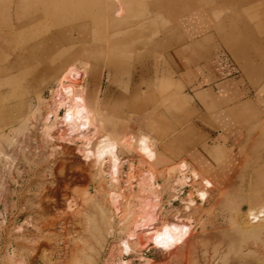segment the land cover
Segmentation results:
<instances>
[{
	"label": "rangeland",
	"instance_id": "rangeland-1",
	"mask_svg": "<svg viewBox=\"0 0 264 264\" xmlns=\"http://www.w3.org/2000/svg\"><path fill=\"white\" fill-rule=\"evenodd\" d=\"M12 1L0 0V264H264V232L238 227L251 199L264 206V122L243 123L239 163L214 171L189 163L186 150L214 143V130L167 61L176 19L192 10L210 17L219 40L228 30L264 38V0H84L56 12L47 0H23L11 12ZM33 8L50 11L37 20ZM72 17L77 28L62 27ZM71 67L69 78L97 99L99 116L69 135L59 122L48 135L54 92ZM106 132L121 138L117 189L108 164L84 155L87 140ZM217 171L226 174L221 186L211 177ZM114 189L118 203L108 198ZM152 199L156 212L146 214ZM179 218L190 236L170 249L144 234ZM134 232L126 253L121 241Z\"/></svg>",
	"mask_w": 264,
	"mask_h": 264
},
{
	"label": "crops",
	"instance_id": "crops-1",
	"mask_svg": "<svg viewBox=\"0 0 264 264\" xmlns=\"http://www.w3.org/2000/svg\"><path fill=\"white\" fill-rule=\"evenodd\" d=\"M176 20L177 40L167 61L193 94L189 96L210 115L214 130L209 140L214 143L201 141L189 147L183 158L191 164L195 158L212 163L213 171L231 160L237 164V149L247 140L243 123L264 122V38L249 33L240 37L228 30L229 33L218 34L223 37V41L219 40L210 17L193 10ZM230 143L234 146L232 151ZM225 175L217 171L211 177L221 186Z\"/></svg>",
	"mask_w": 264,
	"mask_h": 264
},
{
	"label": "bare ground",
	"instance_id": "bare-ground-1",
	"mask_svg": "<svg viewBox=\"0 0 264 264\" xmlns=\"http://www.w3.org/2000/svg\"><path fill=\"white\" fill-rule=\"evenodd\" d=\"M13 1L12 2L14 3V5L12 3H10L13 5V7H11V9H10L11 12L13 10L14 11L19 10L20 6L23 2V0H13ZM32 1L37 2L38 0H32ZM47 1H48L49 5H51L52 7L55 8L54 12H56L57 9H59L60 4L62 5L63 8L64 7H71V6H74L75 4H78L80 1H84V0H47ZM108 10L109 9H107V11ZM32 11H33V13H35L33 16L34 19L40 20L44 17L43 14H45V15L49 14L48 11H50V10H47V11L44 10L43 11L40 8H33ZM99 11H100V9H99ZM11 19H12V24H11L10 28L13 29V28H15L14 27L15 26V24H14L15 19H13V18H11ZM90 19H92V18H90ZM76 21H77V18L72 17V19L65 22L67 25H63L62 27L66 26L65 28H67V27L69 28V26H70V27H72V29L77 28L76 27V23H77ZM16 23H17L18 27L23 26V24H21V21L19 20L18 17H16ZM74 32H76V31H74ZM58 33H60V32H58V30H57L55 34L57 35ZM79 33H81V31ZM89 34H91V33H89ZM35 36L33 35V37H35ZM89 36H88V38H89ZM33 37H30V39H33ZM121 38H122V36H121ZM87 42H88V40H86V41L84 40V42L79 41V42L74 43V45L76 46L77 44H79L82 46L83 43H87ZM52 46L55 47V44L52 43ZM115 51H117V50H115ZM66 53L64 55H66ZM61 55H62V53H61ZM73 69L77 70L75 67H71L69 69L67 68L64 71L62 78H61V81H60L61 85L54 92V100H53L54 104H52L53 109H50L49 113L47 114L46 121H45L46 125L44 126L45 131L48 135H50L52 130L57 127V124L59 122L61 123V126L65 127L67 129L66 134L69 135L68 132L70 130L76 131L80 127H84L87 124H91V122L99 116L97 99H93L87 91H79L78 92L77 91L78 90V84L77 85L74 84L71 81L72 79L69 78V73ZM80 87H82V85ZM54 105H55V108H54ZM61 110L63 111L62 116H60V114H59V111H61ZM59 126H60V124H59ZM120 145H121V138L119 136L106 132V133L100 135V137L95 142H92L91 140H87L85 147H84V155H85L86 160L88 159V160L93 161L96 165L100 166L101 168L106 163L108 164L109 171L107 174L110 175L111 180L113 181V183H112L113 187H115V188L117 187V184L119 182V175H120V170H121V165H122V162H121L120 157L118 155V150L120 148ZM187 165L186 166L183 165L184 167H182V170L179 171L180 172V175L178 178L179 183H183V181L185 179V176H186L185 173L188 169ZM150 180H151L152 187L156 188L152 174H151ZM120 196L121 195H119L117 192H115V189L113 191L108 192V198H110L111 203H118ZM149 202L150 203L145 206L146 214H152L151 211H153V214H154L156 212L155 211L156 206H153V204H154L153 199L150 200ZM249 202L251 203V208L246 214H244V216H243L244 218L242 219L243 221L240 224L241 226H238V227L240 228V230L243 233H253V234L259 233V234H261L264 232V206L256 207L254 205L252 199ZM193 203H194V201H192V200L188 201L187 205L185 206L186 209H190V207L193 206ZM191 204H192V206H191ZM148 220L149 219H146V221H147L146 224L149 225L150 223ZM145 227H147V226H145ZM20 229H21V227H20ZM190 229L191 228L189 226H187L186 224H184L182 219L179 218L178 221H176V222H162L159 224L158 228L148 229V227H147V230L144 229L145 230L144 234L149 235L148 240L152 241L154 244H156V246H158L160 248H164V249H170L177 242L188 238L190 236V232H191ZM240 230H239V232H240ZM136 234L137 233L134 232V233L129 235L130 236L129 239L121 241L120 247H121L122 251H124L126 253H129L131 251L132 243H133L132 240H136V238H135ZM134 244H136V242ZM19 261H18V264H24V262L22 260L20 262ZM119 264H130V263L125 262V261H121Z\"/></svg>",
	"mask_w": 264,
	"mask_h": 264
},
{
	"label": "built area",
	"instance_id": "built-area-1",
	"mask_svg": "<svg viewBox=\"0 0 264 264\" xmlns=\"http://www.w3.org/2000/svg\"><path fill=\"white\" fill-rule=\"evenodd\" d=\"M58 259H59L60 262H62L64 258L62 256H59Z\"/></svg>",
	"mask_w": 264,
	"mask_h": 264
}]
</instances>
